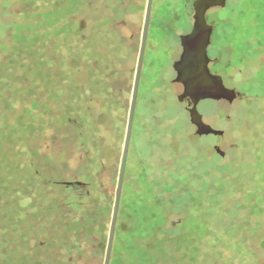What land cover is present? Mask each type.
<instances>
[{
  "label": "rangeland",
  "instance_id": "374dc122",
  "mask_svg": "<svg viewBox=\"0 0 264 264\" xmlns=\"http://www.w3.org/2000/svg\"><path fill=\"white\" fill-rule=\"evenodd\" d=\"M121 1L91 0L72 14L82 23L81 32L68 36L55 20L66 0H0V264H25L36 258L38 246L55 255L53 264H103L147 3ZM192 2L152 0L109 264L264 263V0H228L219 11L213 40L221 57L232 48L234 64L239 57L248 61L227 80L241 98L197 105L206 124L216 123L213 111L229 115L219 127L224 129L220 138L195 133L187 100H178L182 86L172 81V63L181 52L178 35L191 26ZM119 8L125 10L115 37L111 19ZM105 18L111 21L103 23ZM92 20L101 25L89 26ZM245 40L257 41L247 55ZM73 59L72 66L82 67L69 74L67 61ZM67 77L73 87H83L77 106L93 113L86 118L94 125L90 139L73 148L60 136L54 141L56 133L42 117L43 107L48 112L57 105L51 80ZM106 79L109 93L115 88L118 94L104 100ZM18 117L25 122L18 126L17 155L11 157L6 143ZM42 153L51 154L57 182L85 188L89 198L83 204H95L89 228L102 236L83 228L74 243L59 233L54 245L44 248L51 239L48 227L41 231L33 224L54 215L42 209L62 193L45 184L46 173L35 175L36 167L51 168ZM85 210H78L76 219Z\"/></svg>",
  "mask_w": 264,
  "mask_h": 264
},
{
  "label": "trees",
  "instance_id": "16d2710c",
  "mask_svg": "<svg viewBox=\"0 0 264 264\" xmlns=\"http://www.w3.org/2000/svg\"><path fill=\"white\" fill-rule=\"evenodd\" d=\"M116 2L122 3L121 0H116ZM91 4V0H66V5L65 6V11L63 13H59L57 14L55 20L58 23V26L60 25L61 29L60 31L64 30V33H66V35H77L78 33L81 32V30L79 29L80 26H82V23L79 21L77 22L76 20H74V17L72 16V14L76 11V10H80L84 7H86L87 5L89 6ZM125 10V9H124ZM124 10L122 8L116 9L114 10V15L111 17L112 21H115V25L113 24V28H114V32L112 33L113 36L114 34L115 37H117V35L119 34L118 32H116L117 28H120L121 26L118 24L119 20H121L123 18L124 15ZM65 14V17L62 16ZM64 17V18H63ZM67 17V18H66ZM65 20L66 23H64L63 25H61L62 23L60 22L61 20ZM107 20H110V18H105L103 19V23L107 22ZM110 20V21H111ZM97 25H101V23H97L95 20L90 21L89 26H97ZM33 27V25L31 26ZM31 27H28L30 29H25L22 30L23 32H28V30H31ZM25 34V33H24ZM26 41V40H24ZM28 46L30 45L29 42L27 44ZM27 51H30L32 53V49H30L29 47L27 48ZM75 61L73 60H68L67 62V66H68V71L69 74L72 73L73 70H78L81 69V65H74L72 66V62ZM31 62H29L28 64H30ZM26 68L27 71L29 72L28 75H30V66L26 64ZM106 68V67H105ZM103 72L105 73V77L107 78V72H105V69L103 70ZM29 76L25 75L24 78H26V82H29L28 79ZM53 79V78H52ZM51 80V78H50ZM106 83L104 88V100H107V98L109 97V95H111V93H114L115 96H117V92L118 90H116L115 88L113 89V91L111 93H109L108 91V79H106ZM73 82L71 81V79H68V77L66 79H63L61 81L58 80H51V84L54 90V94H53V100L55 101L56 108L50 110L47 112V108L43 107V116L45 119H43L46 122H49L50 128L54 129V134L52 137L55 139L58 138V136L61 137V140L66 142L69 145V148L72 146L76 147V146H83L86 142V140L90 139V136H88V133H90L92 131V128L94 127L93 124H91L90 121H86V118L91 117L93 113H91V111H89L88 114H86L87 112H84L80 109V107L77 106V102L76 101V95H78L79 91L83 88L82 86L75 85L73 87ZM30 99V98H29ZM89 107V105H88ZM91 107V106H90ZM89 107V108H90ZM31 115V113H29ZM29 115V117H30ZM25 120L24 119H20V117H18L17 120V125L14 127L15 131L13 132H9V135L12 136L11 140H8L7 147H8V152L7 155H11V157L16 156L17 154L13 151L14 150V146L17 145L15 144V139L16 141L19 140L18 139V134L17 132H19V127L21 125V122ZM87 123V124H85ZM7 125V124H6ZM5 125V127H6ZM22 125H25V123H22ZM10 127L12 126L11 124L9 125ZM19 126V127H18ZM3 133L0 134V139H2L3 137ZM41 137V135H39V138ZM58 140V139H57ZM56 140V141H57ZM16 154V155H15ZM39 155V152L36 153V155ZM41 155V154H40ZM51 154H46V153H42V157L41 159L44 160L47 163H51L49 166L51 168L47 169L46 171H42V169L40 170L38 167H36L35 170V175L38 177H45L44 173L47 174V179L43 178L45 180V184L46 185H53V188L56 190L61 191V197H57L54 198L52 200V202L50 203V207L49 208H45L42 209L43 213H52L54 214L52 217H49L48 219H44V220H39V222L37 221V223H34V227L41 228V231H44L45 227H48V231L47 234L48 236L51 237V239L46 243V246H44L45 249H49V247H51L52 245H54V241H52L54 237V235H57L60 233V235H65L67 242H73L74 243V238H80L82 236V229L83 228H89V226L92 224V219L94 217V212H95V204L94 202H90V206L89 203L87 205V203H85V205L83 204V200L85 199V197L89 198V194L85 195L83 190H85V188H82L81 185H78L77 183H71L70 181H67L65 183H60L57 182L56 178L53 176L52 174V168L54 167V165H52L53 163V159L50 158ZM52 160V161H51ZM3 162L0 161V164H2ZM10 163V161H9ZM12 164V163H11ZM14 166V162L11 165V167ZM14 169V168H13ZM46 169V167H45ZM44 172V173H43ZM1 175V174H0ZM50 180V181H49ZM53 180V181H52ZM3 185V181L2 178L0 176V187L2 188ZM13 187V186H12ZM1 190V189H0ZM86 193V192H85ZM2 194V191H1ZM87 194V193H86ZM86 200V199H85ZM87 201V200H86ZM87 206V207H86ZM84 207L86 208L85 212L86 215L81 217L80 219H76V214L78 210H82L84 209ZM45 214V215H46ZM54 219V220H52ZM37 224L39 225V227H37ZM53 230V231H52ZM89 232L91 233V235L94 233H96L97 235H101V230H95L93 232H91V228H89ZM27 233H33L32 231L28 230ZM90 233L87 235L88 237H86L87 242H90L89 239V235ZM100 241L101 239L98 238L96 240V243L93 241V248H91V250L94 251V253L98 252V248H100V242H99V247L97 244V241ZM92 241V240H91ZM103 242V239H102ZM39 245V244H38ZM37 245V246H38ZM41 247V246H40ZM38 246V248H34V252L33 255H35V259L31 258L30 261H24L25 264H53L54 261L52 260L53 257L55 256L51 251H49V253H47L45 255V253L41 252V249ZM37 249V251H35ZM53 248H51L50 250H52ZM42 254V256L40 257V255ZM38 258V259H37Z\"/></svg>",
  "mask_w": 264,
  "mask_h": 264
},
{
  "label": "water",
  "instance_id": "95a60500",
  "mask_svg": "<svg viewBox=\"0 0 264 264\" xmlns=\"http://www.w3.org/2000/svg\"><path fill=\"white\" fill-rule=\"evenodd\" d=\"M224 2L225 0H193L192 28L188 33L179 36L181 53L179 58L173 63V69L176 72L173 81L182 85V92L178 95V100H187V112L190 122L195 126V133L199 136L208 134L218 135L222 131L213 129L210 125L203 122L202 116L197 109L198 103L205 99H225L231 102L236 96L235 91L226 88L222 78L217 74L211 73L208 67L209 57L207 47L210 42L212 27L207 23L205 15L208 9L214 6H223ZM151 7L152 0H147L103 264H109L110 262L150 23ZM218 153L223 155L220 151Z\"/></svg>",
  "mask_w": 264,
  "mask_h": 264
},
{
  "label": "flooded vegetation",
  "instance_id": "af4514ba",
  "mask_svg": "<svg viewBox=\"0 0 264 264\" xmlns=\"http://www.w3.org/2000/svg\"><path fill=\"white\" fill-rule=\"evenodd\" d=\"M231 3V2H230ZM229 3H228V0H225V2H224V5L223 6H214V7H212V8H210V9H208L207 10V12H206V15H205V18H206V21H207V23L209 24V25H211V27H212V32H211V35H210V42H209V44H208V47H207V54H208V57H209V63H208V67H209V70H210V72L211 73H213V74H217V75H219L221 78H222V80H223V84H224V86L226 87V88H228V89H233L234 91H235V93H236V96H235V98L230 102V101H228V100H225V99H220V100H212V99H205V100H209V101H211V102H213V103H217V102H225V103H227V104H230V103H232L235 99H239V98H241L242 97V95L243 94H241V93H238V91H237V86L236 85H230L228 82H229V80H232L233 79V77H234V75L233 74H231V71H233V70H236V69H238L239 68V70H241V66H243V65H246V63L248 62L247 61V58L245 59H243L242 57H239V58H237V63L236 64H234L233 62V59H234V52H232V54H230V52L232 51V48H226V51H227V53H226V55L228 56V57H221V53H220V50H219V47L217 46V42L215 41L214 42V40H213V35H214V32H216V24H217V22H218V20L220 19V17L221 16H219V11L221 10V9H224L225 7H227V5H228ZM193 14V13H192ZM192 16V15H191ZM224 18V17H223ZM225 20H228L227 19V17L226 18H224L223 19V21L225 22ZM192 23H193V18H192ZM192 23H191V26H190V28H189V30L188 31H186V32H184V33H182V34H186V33H188L190 30H191V28H192ZM217 33V32H216ZM223 33H225V32H223ZM182 34H180V35H182ZM180 35H178V39H179V36ZM256 35V34H255ZM253 36H251L250 37V39L252 38ZM247 38V37H246ZM255 40H257V38L255 37ZM256 42L257 41H249V43L245 40V47L246 48H248V50H247V52L246 53H244L245 55H247L248 53H250L249 51H251L250 49V47H251V45H253V44H256ZM179 45H180V40H179ZM181 47V46H180ZM212 48H214V52L212 53L211 52V49ZM181 53V52H180ZM180 55V54H179ZM230 56V57H229ZM233 57V58H232ZM178 58H179V56H178ZM177 60V59H176ZM175 60V61H176ZM175 61H173V63L175 62ZM173 63H172V68H173ZM174 70V69H173ZM175 72V71H174ZM230 72V73H229ZM175 75H176V72H175ZM228 77V78H227ZM227 80H228V82H227ZM173 81V80H172ZM174 82V81H173ZM175 83H177V82H175ZM178 84H180V83H178ZM181 85V84H180ZM182 86V85H181ZM201 101H204V100H201ZM200 101V102H201ZM199 102V103H200ZM198 103V104H199ZM187 107H188V105H186V110H187ZM225 110V109H224ZM211 116L213 117V119L216 121V123H209V122H207V124L208 125H210L213 129H216V130H220V131H222V133L221 134H218V135H214V134H208L207 136H211V137H223V135H224V129H221V128H219V127H223V125H225V121L226 120H228L229 119V115H225V111H220V110H218V111H213L212 113H211ZM194 126V125H193ZM194 128H195V126H194ZM196 129V128H195ZM213 148H214V150L218 153V151H220V152H222L223 153V155H221L220 153H218L221 157H224L225 156V154H224V151H222V150H220V146H219V143H215L214 145H213Z\"/></svg>",
  "mask_w": 264,
  "mask_h": 264
}]
</instances>
